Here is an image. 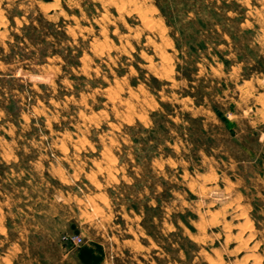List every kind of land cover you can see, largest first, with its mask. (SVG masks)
<instances>
[{"label": "rangeland", "instance_id": "rangeland-1", "mask_svg": "<svg viewBox=\"0 0 264 264\" xmlns=\"http://www.w3.org/2000/svg\"><path fill=\"white\" fill-rule=\"evenodd\" d=\"M85 249L264 264V0H0V264Z\"/></svg>", "mask_w": 264, "mask_h": 264}, {"label": "crops", "instance_id": "crops-1", "mask_svg": "<svg viewBox=\"0 0 264 264\" xmlns=\"http://www.w3.org/2000/svg\"><path fill=\"white\" fill-rule=\"evenodd\" d=\"M83 256L87 263H96L100 259L99 253L95 249H85Z\"/></svg>", "mask_w": 264, "mask_h": 264}, {"label": "built area", "instance_id": "built-area-1", "mask_svg": "<svg viewBox=\"0 0 264 264\" xmlns=\"http://www.w3.org/2000/svg\"><path fill=\"white\" fill-rule=\"evenodd\" d=\"M74 241L77 242V243H80L82 241V239L81 238L74 237Z\"/></svg>", "mask_w": 264, "mask_h": 264}, {"label": "bare ground", "instance_id": "bare-ground-1", "mask_svg": "<svg viewBox=\"0 0 264 264\" xmlns=\"http://www.w3.org/2000/svg\"><path fill=\"white\" fill-rule=\"evenodd\" d=\"M116 3V2H115ZM121 7V6H120ZM148 18V17H147Z\"/></svg>", "mask_w": 264, "mask_h": 264}]
</instances>
